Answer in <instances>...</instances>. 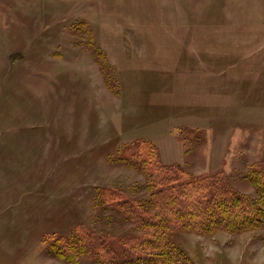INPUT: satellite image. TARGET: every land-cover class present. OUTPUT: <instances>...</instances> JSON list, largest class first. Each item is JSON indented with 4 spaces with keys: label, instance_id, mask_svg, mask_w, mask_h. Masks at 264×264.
<instances>
[{
    "label": "rangeland",
    "instance_id": "1",
    "mask_svg": "<svg viewBox=\"0 0 264 264\" xmlns=\"http://www.w3.org/2000/svg\"><path fill=\"white\" fill-rule=\"evenodd\" d=\"M159 165L259 202L264 0H0V264H113L78 234L147 232L121 202L156 211ZM165 240L193 264H264V220Z\"/></svg>",
    "mask_w": 264,
    "mask_h": 264
},
{
    "label": "trees",
    "instance_id": "2",
    "mask_svg": "<svg viewBox=\"0 0 264 264\" xmlns=\"http://www.w3.org/2000/svg\"><path fill=\"white\" fill-rule=\"evenodd\" d=\"M148 164L146 158L144 168ZM251 178L258 188V203L232 188L225 176L217 174L184 181L179 168L159 165L148 181L156 211L143 210L135 200L121 202L125 213L147 232L140 237L106 238L80 231L79 241L91 256L99 255L113 264H193L169 251L165 234L179 230L212 232L218 228L244 231L259 226L264 220V167L253 169ZM135 241L156 252L132 250L128 242ZM66 245L71 244L66 241Z\"/></svg>",
    "mask_w": 264,
    "mask_h": 264
}]
</instances>
